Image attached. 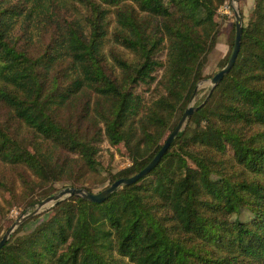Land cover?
<instances>
[{"label":"trees","instance_id":"trees-1","mask_svg":"<svg viewBox=\"0 0 264 264\" xmlns=\"http://www.w3.org/2000/svg\"><path fill=\"white\" fill-rule=\"evenodd\" d=\"M227 1L0 0L1 215L145 169L206 78ZM104 144L131 165L103 169ZM58 207L0 264H264V0L160 164L103 203Z\"/></svg>","mask_w":264,"mask_h":264},{"label":"rangeland","instance_id":"rangeland-1","mask_svg":"<svg viewBox=\"0 0 264 264\" xmlns=\"http://www.w3.org/2000/svg\"><path fill=\"white\" fill-rule=\"evenodd\" d=\"M255 2L256 0H239V3L235 4L232 0H228L226 4L220 9L218 13V21L220 23L218 43L213 53L210 54L207 59V64L204 71V75L206 78L198 84V90L195 98L192 100L189 106H196L206 100L205 98L207 97V95H209V92L212 88L211 79L219 71L222 70L221 68L223 66L224 60L228 53L231 51V40L233 37L235 38L236 18L234 9H236L241 14L243 18V24L244 26H246L250 20V15L254 8ZM163 58H165V55L163 56ZM100 162L103 169H108L113 172H118L131 165V160L124 146H120L119 148L114 149L111 148L108 144L103 145ZM108 186L109 184H106L105 186H97L98 188H95L94 192H100ZM66 187L70 186L64 183L57 184L53 194L58 193ZM34 207H17L6 210L7 212L4 217L0 213V238H3L8 229L19 217H21V215L27 212H32ZM54 208L55 207H53L52 209ZM52 209L39 214L38 216L21 225L18 228L22 229L20 234L11 242L17 241L18 238L25 236V234L29 233L37 226L42 225L44 222H46V220L53 216L55 212L60 210L61 207L55 208L54 210Z\"/></svg>","mask_w":264,"mask_h":264},{"label":"water","instance_id":"water-1","mask_svg":"<svg viewBox=\"0 0 264 264\" xmlns=\"http://www.w3.org/2000/svg\"><path fill=\"white\" fill-rule=\"evenodd\" d=\"M233 3L237 4L239 3V0H232ZM234 14L236 18L235 22V42L234 47L232 50L231 57L227 63V65L219 71L212 79L211 84L212 88L209 92V95L207 96L206 100L200 105L199 107L196 106H189L187 110L185 111L182 119L179 121L177 127L175 130L169 135V137L166 140V143L164 144L161 151L158 153V155L151 161V163L143 169L139 174L136 176L129 178V179H121L113 183L112 185L106 187L104 190L100 192H90L86 189H78L75 187H66L59 191L56 194H53L40 202H38L32 212H27L21 217H19L13 225L8 229V231L5 233L3 238L0 241V251L8 244L12 234L16 232V230L26 223L27 221L31 220L32 218L38 216L39 214L48 211L52 209L53 207L57 206L59 203L64 202L68 200L71 197H80L88 202L93 203H103L106 200H108L110 197H112L115 193H117L122 187L124 186H131L139 182L141 179L146 177L152 170H154L161 162L163 157L168 152L169 148L171 147L173 141L179 136V134L186 128L188 125L192 115L195 111L201 109L209 100L210 97L215 90L216 87L223 81L226 75H228L231 70L234 68L237 58L240 54L241 47H242V40H243V33H244V24H243V18L241 14L234 9ZM198 86L196 88L195 94L193 96V99L195 98V95L197 93ZM192 99V100H193Z\"/></svg>","mask_w":264,"mask_h":264}]
</instances>
